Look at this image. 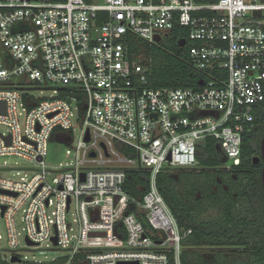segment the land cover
Masks as SVG:
<instances>
[{
	"label": "built area",
	"instance_id": "1",
	"mask_svg": "<svg viewBox=\"0 0 264 264\" xmlns=\"http://www.w3.org/2000/svg\"><path fill=\"white\" fill-rule=\"evenodd\" d=\"M176 28L180 51L204 75L199 89L151 86L145 59L129 52L127 35L153 46ZM44 89L53 94H35ZM263 101L261 0H0V156L37 168L0 176L9 246L20 245L22 224L37 246L56 237L66 264L79 255L86 264H182L192 229L180 228L157 175L198 166L207 137L226 169L239 165ZM79 121L73 161L48 167L50 141L71 144ZM112 156L126 166L109 167ZM139 166L151 171L140 214L127 211L124 191L125 168Z\"/></svg>",
	"mask_w": 264,
	"mask_h": 264
},
{
	"label": "trees",
	"instance_id": "2",
	"mask_svg": "<svg viewBox=\"0 0 264 264\" xmlns=\"http://www.w3.org/2000/svg\"><path fill=\"white\" fill-rule=\"evenodd\" d=\"M178 29L168 35L167 43L163 40L153 46L127 35L129 52L144 55L151 86L199 89L204 75L194 68L186 52L180 51ZM261 108L257 111L255 126L244 135L239 165L222 170L226 164L220 143L207 137L198 149L201 167L167 168L157 175L158 190L180 228L192 229L182 242V264H264L263 163L254 161L256 156H261L264 131ZM118 148L132 155L128 148ZM125 170L124 191L131 198L127 211L140 214L141 201L150 189L151 171L141 166ZM117 230L124 237V229L119 226ZM82 259L79 255L72 264H81ZM67 261L65 255L51 262L23 263L66 264ZM10 264L16 262L10 260Z\"/></svg>",
	"mask_w": 264,
	"mask_h": 264
},
{
	"label": "rangeland",
	"instance_id": "3",
	"mask_svg": "<svg viewBox=\"0 0 264 264\" xmlns=\"http://www.w3.org/2000/svg\"><path fill=\"white\" fill-rule=\"evenodd\" d=\"M246 1L251 2L253 0H246ZM167 39L168 37L164 38L165 43H167ZM141 56L144 58V55L141 54ZM35 94L37 96H50L53 94V91L52 89H44L42 91H36ZM80 126H81L80 121L75 123V131L73 134H71L73 138V142L71 144L61 142L58 139H53L50 141L48 147V154L45 157V162L48 167L54 168L56 166H60V164L65 165L73 161V153L69 154L67 151L73 149V146L76 145ZM5 131L6 128L0 125V132H5ZM205 139L204 138L200 139L198 141V144L203 145ZM227 163L228 160L224 161V164ZM107 164L109 167L126 166V164L121 162L119 158L115 156H112L107 161ZM3 166H9L10 168L2 169ZM199 166L200 165L196 167ZM30 167L35 168V165L34 163L29 162L26 159L17 156H0V176L2 177L12 180H19L22 176L26 174L30 175L34 170H37V168L29 169ZM75 218H77V215L74 213V211H71V213L69 214V219L74 223V226L77 227ZM17 219H18V223H21L19 216ZM19 231H20V245L17 246L16 248H11L9 246L6 221L0 214V264H10V260L14 255H17L22 259L21 261L16 262V264H24L23 262L26 261L32 263L51 262L52 260L65 256L67 253V251L61 249L52 241H45L38 246L37 245L28 246L27 245L28 243L25 240V230L23 229L22 224L19 225ZM81 264H86V263L82 262Z\"/></svg>",
	"mask_w": 264,
	"mask_h": 264
},
{
	"label": "water",
	"instance_id": "4",
	"mask_svg": "<svg viewBox=\"0 0 264 264\" xmlns=\"http://www.w3.org/2000/svg\"><path fill=\"white\" fill-rule=\"evenodd\" d=\"M261 1L264 2V0H261ZM254 15L261 16L262 15V11L261 10H256V11H254ZM159 40H160V36L158 35V36H156V41H159ZM0 105H1V103H0ZM86 140L89 141V134H87ZM92 155H94V153ZM254 161H255V163H259L260 161H262V163H263L262 178H263V181H264V131H263V136H262V139H261V156H256ZM119 198H120L119 196L116 197L115 203L119 200ZM2 214H3V212H2ZM96 234L97 233H91L92 236H94ZM98 234L105 235V233H98ZM53 241L55 242V244L57 243L56 237L53 238ZM27 243H28L29 246L35 245L33 242H31L29 240H27ZM21 260L22 259L19 256H17V255L12 256V258H11V262H18V261H21ZM130 264H138V263L137 262H133V263H130Z\"/></svg>",
	"mask_w": 264,
	"mask_h": 264
},
{
	"label": "flooded vegetation",
	"instance_id": "5",
	"mask_svg": "<svg viewBox=\"0 0 264 264\" xmlns=\"http://www.w3.org/2000/svg\"><path fill=\"white\" fill-rule=\"evenodd\" d=\"M261 106H262V109L264 110V101L262 102ZM260 108H261V107H260ZM222 170L227 171V170H229V169H226L225 167H223ZM228 264H230V263H228Z\"/></svg>",
	"mask_w": 264,
	"mask_h": 264
},
{
	"label": "crops",
	"instance_id": "6",
	"mask_svg": "<svg viewBox=\"0 0 264 264\" xmlns=\"http://www.w3.org/2000/svg\"><path fill=\"white\" fill-rule=\"evenodd\" d=\"M225 161H226V158H225Z\"/></svg>",
	"mask_w": 264,
	"mask_h": 264
}]
</instances>
